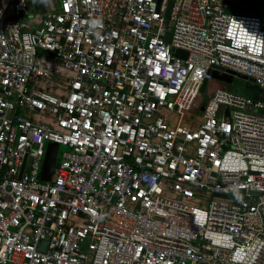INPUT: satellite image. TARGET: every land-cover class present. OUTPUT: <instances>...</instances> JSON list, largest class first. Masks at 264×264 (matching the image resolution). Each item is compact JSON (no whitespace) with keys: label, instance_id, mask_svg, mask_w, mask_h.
I'll return each instance as SVG.
<instances>
[{"label":"built area","instance_id":"2783aa9c","mask_svg":"<svg viewBox=\"0 0 264 264\" xmlns=\"http://www.w3.org/2000/svg\"><path fill=\"white\" fill-rule=\"evenodd\" d=\"M52 1L0 0V264H264V15Z\"/></svg>","mask_w":264,"mask_h":264},{"label":"water","instance_id":"95a60500","mask_svg":"<svg viewBox=\"0 0 264 264\" xmlns=\"http://www.w3.org/2000/svg\"><path fill=\"white\" fill-rule=\"evenodd\" d=\"M251 4H257L260 7H253ZM51 10H54V4L51 0L50 3ZM227 13L230 14H237V15H247V16H261L264 15V1L261 2H254L252 0H239V3L234 4L233 8H230L226 10ZM168 11L166 13V16H168ZM170 39V35L165 36V42L168 43ZM174 56L178 59H182L183 61L187 58V53L181 50H174ZM212 78L215 81H219L223 83L229 92L233 94H241V91H244L248 93L249 98H252L254 95H259L262 93V90L256 86L253 82L247 81V79L240 75L235 74L233 72H226L223 71L217 72L213 71L211 73ZM207 86V82L204 81L199 92L201 94L205 95V88ZM228 115V112H226V116ZM58 153H59V146L55 143L49 142L47 144L46 153L43 159V165L41 169V176L42 180L44 182H49L52 172L54 170V167L56 165L57 159H58ZM27 159V154L24 157L22 169L25 165ZM21 169V170H22ZM244 195L243 191H237L235 196L229 197L224 195L217 196L220 199L225 200H232V201H240L241 196Z\"/></svg>","mask_w":264,"mask_h":264},{"label":"rangeland","instance_id":"374dc122","mask_svg":"<svg viewBox=\"0 0 264 264\" xmlns=\"http://www.w3.org/2000/svg\"><path fill=\"white\" fill-rule=\"evenodd\" d=\"M225 5H226V8H233L234 7V3L232 1H230V0L226 1V4ZM214 85H216V86H222L223 84L221 82H219V81H215V84ZM206 94H208V92H206ZM241 94L244 95V96L249 97L248 96V93H246L244 91H241ZM257 98H258V95H254L252 97V99H257Z\"/></svg>","mask_w":264,"mask_h":264},{"label":"clouds","instance_id":"9594fccd","mask_svg":"<svg viewBox=\"0 0 264 264\" xmlns=\"http://www.w3.org/2000/svg\"><path fill=\"white\" fill-rule=\"evenodd\" d=\"M34 4H44V5H49L51 3V0H33ZM21 6H23V0H21ZM93 27L99 25L101 23V21L99 19L93 20L92 22Z\"/></svg>","mask_w":264,"mask_h":264},{"label":"trees","instance_id":"16d2710c","mask_svg":"<svg viewBox=\"0 0 264 264\" xmlns=\"http://www.w3.org/2000/svg\"><path fill=\"white\" fill-rule=\"evenodd\" d=\"M46 91H48L49 93H54L52 90L50 89H47Z\"/></svg>","mask_w":264,"mask_h":264}]
</instances>
